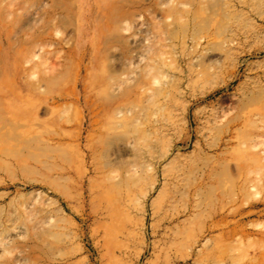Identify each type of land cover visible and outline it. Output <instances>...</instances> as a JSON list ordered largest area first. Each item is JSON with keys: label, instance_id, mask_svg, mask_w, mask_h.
Listing matches in <instances>:
<instances>
[{"label": "rangeland", "instance_id": "374dc122", "mask_svg": "<svg viewBox=\"0 0 264 264\" xmlns=\"http://www.w3.org/2000/svg\"><path fill=\"white\" fill-rule=\"evenodd\" d=\"M0 264H264V0H0Z\"/></svg>", "mask_w": 264, "mask_h": 264}, {"label": "bare ground", "instance_id": "6f19581e", "mask_svg": "<svg viewBox=\"0 0 264 264\" xmlns=\"http://www.w3.org/2000/svg\"><path fill=\"white\" fill-rule=\"evenodd\" d=\"M142 37V36H141ZM144 39V38H143ZM142 40V39H141ZM145 41V40H144ZM141 42V41H140ZM139 52V51H138ZM140 53V52H139Z\"/></svg>", "mask_w": 264, "mask_h": 264}]
</instances>
